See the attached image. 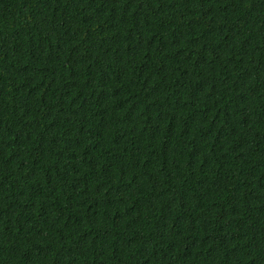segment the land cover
<instances>
[{
    "label": "trees",
    "instance_id": "1",
    "mask_svg": "<svg viewBox=\"0 0 264 264\" xmlns=\"http://www.w3.org/2000/svg\"><path fill=\"white\" fill-rule=\"evenodd\" d=\"M0 264H264V0H0Z\"/></svg>",
    "mask_w": 264,
    "mask_h": 264
}]
</instances>
